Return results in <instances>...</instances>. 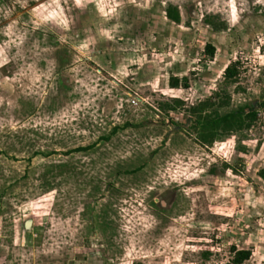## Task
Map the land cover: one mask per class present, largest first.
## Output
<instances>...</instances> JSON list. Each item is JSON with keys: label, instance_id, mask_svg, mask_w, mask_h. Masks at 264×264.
<instances>
[{"label": "rangeland", "instance_id": "374dc122", "mask_svg": "<svg viewBox=\"0 0 264 264\" xmlns=\"http://www.w3.org/2000/svg\"><path fill=\"white\" fill-rule=\"evenodd\" d=\"M263 168L264 0H0V264H264Z\"/></svg>", "mask_w": 264, "mask_h": 264}, {"label": "trees", "instance_id": "16d2710c", "mask_svg": "<svg viewBox=\"0 0 264 264\" xmlns=\"http://www.w3.org/2000/svg\"><path fill=\"white\" fill-rule=\"evenodd\" d=\"M166 16L168 19H170L173 22H178V13L174 8H168L166 11ZM206 53L209 57H212L214 54V47L211 45L206 46ZM237 63H233L230 66H228L224 72V79L225 80H232L237 75ZM178 79L172 78L170 79L169 85L172 88L178 87ZM186 85V84H185ZM177 104L178 102H174ZM214 104L210 101L202 102L198 107L192 108L191 113L197 114L199 119L198 122L201 123V127L203 132L208 130L209 132L207 134L201 135L200 139L204 143H212L214 139L219 137V131H232V130H240L244 127H248L250 123L255 121L256 114L254 111H249L248 113H244L243 109H239L237 111H233L231 113L225 114V115H219L216 112H213L211 115H202L204 113V110L207 108H212ZM168 109H171L169 106ZM202 116V119H201ZM248 122L249 124H246ZM220 129V130H219ZM117 129H114L112 131V135L116 133ZM109 138H101V141H108ZM95 145H91L85 148H78L74 150L75 152H83V151H89L91 150ZM258 177L264 181V168L258 173ZM235 257L233 259V264H243L245 261L249 260L251 256L250 251L242 250V251H235Z\"/></svg>", "mask_w": 264, "mask_h": 264}, {"label": "water", "instance_id": "95a60500", "mask_svg": "<svg viewBox=\"0 0 264 264\" xmlns=\"http://www.w3.org/2000/svg\"><path fill=\"white\" fill-rule=\"evenodd\" d=\"M31 224H32L31 221L25 222L24 229H26V230L29 229L31 227Z\"/></svg>", "mask_w": 264, "mask_h": 264}]
</instances>
